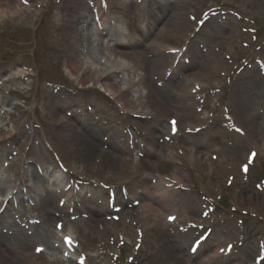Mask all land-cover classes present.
I'll return each mask as SVG.
<instances>
[{"label": "rangeland", "instance_id": "rangeland-1", "mask_svg": "<svg viewBox=\"0 0 264 264\" xmlns=\"http://www.w3.org/2000/svg\"><path fill=\"white\" fill-rule=\"evenodd\" d=\"M59 1L43 0L25 13L0 17V176L2 192L9 195L0 191V250L8 256L22 253L17 264H176L175 258L193 264L208 250H216V257L201 264H264V129H259L264 123V0H176L172 8L169 0H124L130 2L128 14L142 51L151 50L159 28L169 23L163 45L170 49L144 56L159 62H148L140 86L143 97L156 90L149 99L159 111L148 116L138 106L127 109L110 93L68 78L63 63L69 52L55 33ZM98 1H67L76 19L72 24L84 38L91 34ZM150 18L157 23L150 26ZM179 25L184 36L178 35ZM105 26L115 34L105 41H118L116 23L105 17L103 32L109 30ZM91 40V49L84 44L80 50L103 55L99 39L93 34ZM207 56L214 61V78L195 81L192 75L207 68ZM121 75L113 76L114 82ZM127 90L134 100L136 92ZM53 97L58 119L67 124L51 129L43 100ZM85 121L94 128L85 129L84 124L90 127ZM85 141L122 160L126 171L101 168L79 156L75 150ZM147 141L161 149L158 168L165 167V176L182 174V183L173 179L169 190L178 212L172 221H158L165 225L160 233L139 209L148 200L160 209V196L140 199L129 193L139 189L141 172L135 165L148 159ZM17 175L26 188L15 182ZM60 188L65 189L60 193ZM45 191L54 199H47L43 211L35 203Z\"/></svg>", "mask_w": 264, "mask_h": 264}, {"label": "bare ground", "instance_id": "bare-ground-1", "mask_svg": "<svg viewBox=\"0 0 264 264\" xmlns=\"http://www.w3.org/2000/svg\"><path fill=\"white\" fill-rule=\"evenodd\" d=\"M67 1L68 0L59 1V6L57 7V12L55 14L56 17L55 33L57 36L61 38L63 46L69 52L68 57L64 60L63 63L65 72L68 75V77H70L72 80H75L77 85H81L82 87H85L86 85L95 86L100 90L110 93L112 96H115L117 98L119 103L121 102L122 106L123 105L126 106L127 109L128 108L133 109L136 106L140 107L142 111L141 114L143 116L156 115L155 113H157L159 109L153 107L151 103L152 101L149 99L150 97L155 98L157 96L155 94L156 90L154 89L148 90L147 95H145L144 97L141 95V91H140V86L144 87L143 84L145 83V72L146 69H148V62H149V60L144 56L145 55L147 56L148 53H153L166 48V46L163 45L165 41L163 35L165 31L168 29L167 24L169 23L165 22L159 28L157 36L151 41L149 45V49L151 50L142 51L140 48H138L139 45L142 43V39L138 38V35L136 34V29L134 28L133 25L134 18L131 16V14H128L129 11L128 8L131 6L130 2L124 0H105L106 3L109 4L110 6L109 8H106L104 10L102 8L96 7L95 11L99 20L104 22L105 17L106 18L109 17L116 23L115 29L119 30L118 35L120 36V40L118 41L116 40L115 43H108V41H105L106 36L109 38V40L115 37L114 36L115 34H113V32L111 31L113 27L105 26L106 29H109L107 30L106 33L103 32L102 30L100 31L98 26L99 24L93 21L94 19L91 18L90 19L91 34L89 37L84 38L86 35L82 36L81 31L78 28H75V26H73L74 24H72V22H75L76 19L74 18V15L71 13L73 8L68 9L66 7ZM175 1L176 0H172L171 2H169V4H167V7L172 8L175 5ZM42 2L43 0H27V3H25L24 0H0V17H4L6 15H13V16L19 15L21 12L25 13L27 10H29L28 6L38 5L41 4ZM175 18H178L179 20L181 18L180 13H177L175 15ZM175 18L173 20L174 23L177 21ZM150 19L152 20V18ZM181 20L182 19H180L179 21ZM157 21L158 20L153 19L152 22H149L148 24L150 26H153L157 23ZM65 28H67L66 31ZM178 29H179L177 31L178 35L179 36L182 35L183 32V36H184L185 28L179 25ZM93 34L97 37V39H99L98 42L101 44L100 45L101 50H99V53L103 55H100L99 57L93 56L91 54V51L88 52L86 50L84 51L80 50L82 49L84 44H87V47L90 48L92 42L91 37ZM156 38L158 39L159 42H156L157 41ZM186 39L187 38L185 36V38L183 39L184 42ZM103 41H105L104 43L106 47H103L105 46L102 45L101 43ZM166 49L169 50L170 47H167ZM83 52L85 53L84 57L90 60L91 62L90 65H87L86 61L80 58V55ZM102 58L104 59L103 61L101 60ZM203 58H204V63L207 65V68L202 69L199 73L196 72L195 74L192 75V79L198 82H202V81L208 82L209 79L214 78L215 67H212V62L214 63L212 57L207 56ZM149 63L155 65L159 62L151 61ZM92 64H96L97 66H94V68L92 69L91 67ZM104 68H108V70L105 71ZM117 73L122 74L121 75L122 78L120 79V81L114 82L112 77L116 76ZM121 85L126 86L125 90L121 88ZM180 85H182L181 82ZM213 86H214L213 84H210L207 86V88H211ZM127 88H129L131 91L136 92V97L134 100L129 98L130 91H128ZM143 99H145V104L142 103ZM56 103L57 100L55 97L47 101L43 100V107H44L43 113L45 116L50 118L48 122H50L49 128L51 129H53L55 125H58L61 122L63 123V126L67 124L66 123L67 121L64 118L60 120L58 119V114L55 112L57 107ZM81 120H86V118H82ZM85 122L89 124L88 121ZM73 125L74 124L70 125V127L75 126ZM83 126H85L84 127L85 129L94 128L92 124L90 125L89 128H87V124H84ZM262 128L264 129V123H262V126L260 125L259 127V129ZM252 129H255V126L252 127ZM24 143L26 144L27 141H24ZM83 145L84 146L80 145V147L75 146V149L79 147L77 150H75L79 154V156H82L83 158L86 159H90L89 162L93 161L101 168L102 166H111L113 168L114 166H116V169L114 168V170L117 171L118 173L123 174L126 171L122 166L121 163L122 160L118 159L119 162L118 160L116 161L115 156H112L110 152L101 150L92 141H85L83 142ZM53 150L56 151L55 145H53ZM146 150H147L146 156L148 157V159L146 161L139 159L138 163L135 165V167L138 168L141 172V178L138 187L139 189H137L136 192L130 191L129 193L133 195H138L140 199H142V195L143 197L144 196L150 197L151 195L160 196V200L162 201H160L159 203L157 202L160 205V209L156 208L149 200L148 202L142 201L139 203V207H140L139 209L144 212V220L146 219V221L152 223L151 227L152 229H155V233H160L159 231L162 228H164L165 225L157 224L158 221L161 222L164 221L165 219H169L170 216L173 217L175 216V213L178 212L175 203L171 200V194L169 190L171 189L170 186L172 185L171 181L173 179L176 180V185L182 183V174H180L179 171L176 170L171 176L170 175L165 176V174H163L165 167L160 166V169L158 168L161 161L164 160L161 149L155 148L152 142H148ZM89 154L91 155L89 156ZM93 155H95L96 158ZM151 155H154L155 157L153 161H151L150 159ZM36 162L39 161L36 160ZM121 166L123 169H121ZM147 168H149V170H153L154 172H157L156 174H158V176H154L153 174L148 173L146 171ZM14 180L15 182L18 181L19 184L24 183L22 178L19 177L18 175L15 177ZM22 186L26 188V185L22 184ZM29 190L30 188L27 187V191ZM48 198L52 200L54 199L49 191L48 192L45 191L44 195H39V200H37L35 205L41 208L43 211H45L44 203L47 201ZM93 213L96 214L95 211ZM127 213L128 212H125L126 214L125 216H127ZM127 217H129V215ZM118 226L124 228L125 224L123 221L122 222L120 221ZM3 240H4V236L0 238V245H3ZM2 249L6 250L4 247ZM215 253L216 250H208L205 253L204 258L201 259L202 261L200 260L201 262H194L193 264H201L203 262H207L216 257ZM0 254H1L0 264H9L15 262H16L15 264H17V262H19L18 257L22 255V253H20V255L13 254L11 255L13 257L12 258L10 255L8 256L6 253H3L1 250H0ZM14 259L15 262H12V260ZM29 259H31V257H29ZM176 262L178 264H189L187 263L186 260L179 258L173 259V263ZM51 264H61V262L59 260H56Z\"/></svg>", "mask_w": 264, "mask_h": 264}, {"label": "snow or ice", "instance_id": "snow-or-ice-1", "mask_svg": "<svg viewBox=\"0 0 264 264\" xmlns=\"http://www.w3.org/2000/svg\"><path fill=\"white\" fill-rule=\"evenodd\" d=\"M24 2L25 3H27V0H24ZM193 19H195V17H193ZM172 123L173 124H175V121H172ZM254 155V154H253ZM243 170L246 172L247 171V165H245L244 167H243ZM205 215H207L206 213H205ZM175 219V217H169V221H172V220H174ZM57 227H61L60 225H57ZM66 239V242H70V239L69 238H65ZM231 247H232V245H228V249L230 250L231 249ZM37 251L39 252V251H42V249H39V248H37ZM221 251H224V249L222 248L221 249Z\"/></svg>", "mask_w": 264, "mask_h": 264}]
</instances>
